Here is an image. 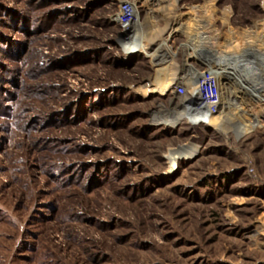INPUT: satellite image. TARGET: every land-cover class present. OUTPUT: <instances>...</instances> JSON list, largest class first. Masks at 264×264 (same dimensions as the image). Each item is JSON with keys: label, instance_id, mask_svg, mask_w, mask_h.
I'll return each instance as SVG.
<instances>
[{"label": "rangeland", "instance_id": "1", "mask_svg": "<svg viewBox=\"0 0 264 264\" xmlns=\"http://www.w3.org/2000/svg\"><path fill=\"white\" fill-rule=\"evenodd\" d=\"M178 3L224 33L264 23V0ZM120 5L0 0V264H264V127L222 121L172 165L171 127L112 62Z\"/></svg>", "mask_w": 264, "mask_h": 264}, {"label": "bare ground", "instance_id": "2", "mask_svg": "<svg viewBox=\"0 0 264 264\" xmlns=\"http://www.w3.org/2000/svg\"><path fill=\"white\" fill-rule=\"evenodd\" d=\"M119 1L115 18L124 26L108 37L109 50L115 54L112 62L130 69L124 89L134 100L150 101L152 125L171 127L172 165H192L203 151L199 138L209 137L202 131L220 130L222 121L238 137L264 127V23L244 35L235 29L224 33L198 7L179 14L178 0ZM140 14L142 27L135 28ZM175 32L186 35L187 41L179 46L171 43ZM141 55L148 58L150 70L135 76L138 68L133 64ZM209 70L219 73V80L206 76ZM199 78L203 79L197 83ZM216 82L218 95L210 92ZM178 86L187 91L180 93Z\"/></svg>", "mask_w": 264, "mask_h": 264}, {"label": "built area", "instance_id": "3", "mask_svg": "<svg viewBox=\"0 0 264 264\" xmlns=\"http://www.w3.org/2000/svg\"><path fill=\"white\" fill-rule=\"evenodd\" d=\"M217 64H218V63H217ZM217 64H214V65H217ZM214 69H215V68H214ZM214 69H213V70H214ZM217 74H219V73L214 72V71H212V70L205 71V75H206V76H208V77H213L215 80H219V77H218ZM202 79H203V78H201V79L199 78L198 81H197V83H198V82H201ZM234 79H235V78H234ZM245 85H247V84H245ZM194 87H195V85L193 86V88H194ZM193 88H190V90L193 89ZM219 88H220V86H219V84H217V82H216V84L212 85L210 92L212 91L214 94L218 95V94L220 93ZM177 89H178V90L180 91V93H182V94H184V93L187 91V89H186L184 86H178ZM244 89H246V88L244 87ZM204 131H205V130H203L202 133H204ZM200 142H201V139L199 138V144H200Z\"/></svg>", "mask_w": 264, "mask_h": 264}]
</instances>
